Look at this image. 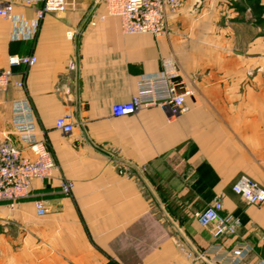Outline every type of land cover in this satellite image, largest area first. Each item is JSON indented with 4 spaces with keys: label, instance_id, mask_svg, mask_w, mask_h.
<instances>
[{
    "label": "crops",
    "instance_id": "0c3cea01",
    "mask_svg": "<svg viewBox=\"0 0 264 264\" xmlns=\"http://www.w3.org/2000/svg\"><path fill=\"white\" fill-rule=\"evenodd\" d=\"M42 5L15 0V12L31 21ZM167 26L161 38L127 34L103 0L47 12L27 40L13 39L12 20L0 17V68L13 54L37 56L14 69L22 87L0 91V136L15 131L14 104L25 100L58 164L52 177L32 182L31 198L0 202V264H259L264 257V203L248 204L233 190L242 175L264 187V0H183ZM166 57L192 90L183 110L151 105L114 116L112 107L130 101ZM62 116L72 132L56 127ZM64 181L74 184L69 194ZM217 196L223 214L242 218L238 236L217 240L199 223L197 212ZM35 199L44 201L42 216ZM241 239L251 250L235 263L230 252Z\"/></svg>",
    "mask_w": 264,
    "mask_h": 264
},
{
    "label": "built area",
    "instance_id": "2783aa9c",
    "mask_svg": "<svg viewBox=\"0 0 264 264\" xmlns=\"http://www.w3.org/2000/svg\"><path fill=\"white\" fill-rule=\"evenodd\" d=\"M41 1L42 7L37 9L35 18L27 21L15 12V0H0V17L13 22V39H32L47 12H63L72 0H22L24 4ZM109 15L118 16L123 32L127 34H151L161 38L168 33V18L179 12L183 0H103ZM104 19V17H102ZM37 62L34 54H13L9 56L8 67L0 68V91L11 85L22 87L23 81L14 78V69L19 66H32ZM162 71L146 75L140 79L139 91L128 102L117 103L112 107L116 117L135 114L139 109L151 105L169 107L173 115H177L185 106V99L192 90L185 87L180 80L179 71L174 58L166 57L162 61ZM15 131H5L0 136V202L20 205L22 201L31 198L32 182L44 181L53 176L58 164L53 158L47 143L37 136L35 119L29 104L17 101L14 104ZM56 127L64 133L73 131L69 116L57 119ZM20 136L24 147L18 146L12 135ZM32 152L33 157L24 154V150ZM74 184L71 181L62 182V191L69 194ZM235 193L248 204L264 203V187L246 175H242L233 185ZM38 215L46 213L42 199H35ZM223 200L217 196L205 209L197 212L199 223L212 228L213 236L220 240L226 236H238L243 227L239 215L223 214ZM264 240V233L262 235ZM217 241L212 249L221 250ZM251 250L249 242L238 241L232 249L231 257L235 261L244 258ZM259 264H264V257Z\"/></svg>",
    "mask_w": 264,
    "mask_h": 264
}]
</instances>
